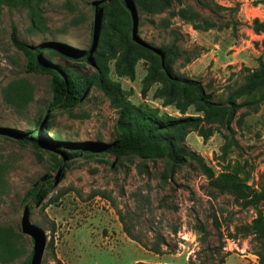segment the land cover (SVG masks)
<instances>
[{"label":"rangeland","instance_id":"1","mask_svg":"<svg viewBox=\"0 0 264 264\" xmlns=\"http://www.w3.org/2000/svg\"><path fill=\"white\" fill-rule=\"evenodd\" d=\"M108 1L0 4L1 128L33 134L35 121L42 118L44 141L58 135L57 140L76 145L111 142L117 135L118 108L107 91L114 96L120 92L124 100L160 118L203 117L197 105L180 109L176 101L161 95L167 83L164 75L147 79L152 55L139 57L132 75L122 73L123 49L114 41L100 44ZM181 9L198 12L202 27L194 28L181 18ZM135 13L134 36L150 48L174 44V74L197 81L216 101H224L248 70L264 66V0H171L160 13L138 7ZM205 22L214 25L207 27ZM13 31L27 45H62L50 46L42 56L65 73L93 79L82 102L69 109H47L51 74L26 71L25 57L11 41ZM62 47L90 48L89 60ZM11 84L29 91L28 101H20L10 91ZM263 93L264 85L239 97L238 101L255 103L239 108L229 126L203 123L211 135L203 137L190 128L183 142L215 174L235 173L259 193H264ZM64 150L74 154L66 157L44 145H22L0 134V226L16 233L19 247L17 257L0 264H23L33 253L31 264H219L226 252L231 255L227 264L256 263L249 238L227 237L250 222L255 211L236 206L227 194L209 196L206 177L195 165H183L175 176L164 177L163 159L115 158L78 146ZM36 188L45 189L37 200L27 195ZM259 204L264 212V201ZM125 227L145 246L129 237ZM159 236L167 245L156 254L148 248Z\"/></svg>","mask_w":264,"mask_h":264},{"label":"trees","instance_id":"2","mask_svg":"<svg viewBox=\"0 0 264 264\" xmlns=\"http://www.w3.org/2000/svg\"><path fill=\"white\" fill-rule=\"evenodd\" d=\"M30 0H0L3 3L25 4ZM171 5V0H109L104 5V15L106 16V26L104 25L100 44L110 46L114 41L123 49L122 60L124 69L122 73L133 74L134 64L144 53L152 55L153 65L147 76L148 80H154L157 75L165 76L167 83L160 91L161 95L176 101L180 109L195 104L203 111V117H182V118H160L153 112L136 106L123 99L120 92L114 96L108 92L109 96L115 102L118 108V117L116 120L117 135L111 142L97 144L88 143L85 145H76L69 141H59L58 135H52L49 141L41 138L42 118L35 121L33 125V134L24 131L7 130L0 127V134L7 133L19 140L20 144L32 143L34 146H45L48 151H58L64 156H71L64 149L66 146H78V149H93L111 153L115 158L127 155H135L144 160L155 161L163 159L165 161L164 177H173L174 174L183 165H195L196 168L206 177V190L209 196L227 194L232 196L236 206L255 211V216L250 222L243 223L235 227L234 233L228 232L230 238H235L238 234L244 238H249L250 253L256 257L255 264H264V212L260 208V201H264V193L254 192L232 172L215 174L214 170L203 160L196 152L189 150L184 142V135L188 129L196 130L201 136L208 137L212 131L204 127L203 123L211 124L214 122H224L230 125L239 108L255 103L254 101L241 100L250 94L257 87L264 85V66L247 71L243 77V82L229 92L227 98L220 102L214 100L210 94L205 93L200 83L193 79L177 76L171 69V64L175 59L174 44L163 47L150 48L145 43L139 41L133 34L131 9L138 7L141 11L147 13H160ZM179 16L190 21L194 28H201L198 22L199 13L193 10L187 12L185 9L178 11ZM207 27L214 25L213 22H205ZM109 29V30H108ZM98 32L97 22L94 25L93 35L96 37ZM11 41L24 55L26 60V71L35 72L38 69L47 71L51 74L50 86L51 97L47 109L52 111L55 108H72L82 102L87 88L93 79L82 78L74 73L63 72L57 64L50 60H45L42 56L44 51H50V46H62L48 42L38 45H27L17 39L14 31L11 33ZM71 55L78 56L83 60H89L90 48L85 50L66 49ZM10 91L23 102L28 101L30 92L11 84ZM264 99V93L262 94ZM79 151L75 152V154ZM49 183V181H48ZM3 188V182L0 178V191ZM45 189L39 191L33 189L27 195L41 197ZM220 227V226H218ZM200 231L204 228L200 227ZM125 233L132 239L134 238L128 228H124ZM16 233L11 229L0 226V260H13L19 255V247L15 244ZM141 243V242H140ZM145 246L143 243H141ZM166 241L162 236L148 249L156 254L162 252V247L166 246ZM229 255L226 252L224 257L218 260L223 264L224 258ZM34 253L29 255L23 264H31L35 260ZM34 262V261H33ZM137 264H142L137 263Z\"/></svg>","mask_w":264,"mask_h":264},{"label":"water","instance_id":"3","mask_svg":"<svg viewBox=\"0 0 264 264\" xmlns=\"http://www.w3.org/2000/svg\"><path fill=\"white\" fill-rule=\"evenodd\" d=\"M131 15H132V19H133V24L135 26V24H136V13H135V9H131Z\"/></svg>","mask_w":264,"mask_h":264},{"label":"crops","instance_id":"4","mask_svg":"<svg viewBox=\"0 0 264 264\" xmlns=\"http://www.w3.org/2000/svg\"><path fill=\"white\" fill-rule=\"evenodd\" d=\"M231 255H228L227 257H225V260H224V262H223V264H227V259L230 257ZM243 256L244 255H241V258L243 259ZM243 261V263L245 264V261H248V260H242ZM254 262H256V260H253Z\"/></svg>","mask_w":264,"mask_h":264}]
</instances>
